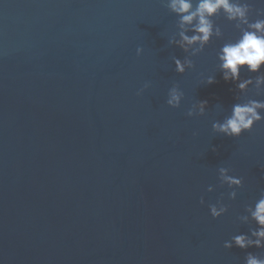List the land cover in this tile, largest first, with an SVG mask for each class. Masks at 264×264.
<instances>
[{"label": "water", "instance_id": "1", "mask_svg": "<svg viewBox=\"0 0 264 264\" xmlns=\"http://www.w3.org/2000/svg\"><path fill=\"white\" fill-rule=\"evenodd\" d=\"M214 20L223 39L179 75L172 57L185 54L167 43L176 17L163 0H0V264H243L246 251L264 253L222 246L247 232L236 217L264 190V120L238 138L212 133L237 95L216 52L239 35ZM173 83L179 108L165 103ZM198 100L205 115L187 117ZM221 166L243 177L235 200ZM221 194L228 212L212 219Z\"/></svg>", "mask_w": 264, "mask_h": 264}, {"label": "clouds", "instance_id": "2", "mask_svg": "<svg viewBox=\"0 0 264 264\" xmlns=\"http://www.w3.org/2000/svg\"><path fill=\"white\" fill-rule=\"evenodd\" d=\"M168 11L175 15V31L168 37L169 46L179 48L185 55L183 59L172 57L175 73L183 75L186 70L194 69L193 57L202 53L213 40H222L221 27L214 18H223L232 24L239 33L234 40H225L216 52L217 72L221 73L225 82L235 85V100L229 113L222 120L211 123L213 134L238 138L245 132H251L253 126L264 120V99H255L264 95V7H253L249 0H163ZM143 49L137 47L139 56ZM249 74L246 78L241 72ZM203 84L215 83V75L200 74ZM150 82H145L137 90L141 95ZM251 93V95H249ZM184 99V93L179 85L173 83L167 91L165 103L170 108H179ZM208 102L198 100L191 104L185 115L187 117L204 116ZM219 108L220 105L217 104ZM193 135H196L194 132ZM216 151L215 147L211 149ZM230 167L217 168L219 186H227V200L237 197V190L243 187V177L230 174ZM213 185L206 188L207 192L214 191ZM199 203L205 204L201 196ZM208 213L212 219H217L228 212L229 205L224 202V194L215 203L207 204ZM236 221L248 225L247 232L232 235L223 242L224 249L250 248L264 249V190L253 203L246 204L243 214L237 215ZM243 264H264V253L246 251Z\"/></svg>", "mask_w": 264, "mask_h": 264}]
</instances>
